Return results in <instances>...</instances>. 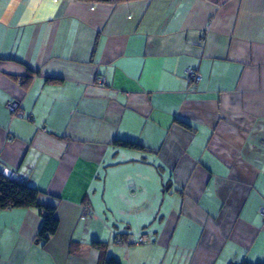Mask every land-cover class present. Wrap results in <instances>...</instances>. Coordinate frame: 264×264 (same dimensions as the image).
I'll list each match as a JSON object with an SVG mask.
<instances>
[{
    "label": "crops",
    "instance_id": "1",
    "mask_svg": "<svg viewBox=\"0 0 264 264\" xmlns=\"http://www.w3.org/2000/svg\"><path fill=\"white\" fill-rule=\"evenodd\" d=\"M0 172V264H264V0H0Z\"/></svg>",
    "mask_w": 264,
    "mask_h": 264
},
{
    "label": "trees",
    "instance_id": "2",
    "mask_svg": "<svg viewBox=\"0 0 264 264\" xmlns=\"http://www.w3.org/2000/svg\"><path fill=\"white\" fill-rule=\"evenodd\" d=\"M90 3L117 4L131 0H76ZM115 144L124 149L143 150L138 144L115 141ZM23 208L35 209L41 217V226L37 232L36 240L46 243L55 234L58 228V220L55 217V209L38 203V191L24 183L10 179L0 172V209ZM99 245V244H94ZM104 264H119L113 258L105 261Z\"/></svg>",
    "mask_w": 264,
    "mask_h": 264
},
{
    "label": "built area",
    "instance_id": "3",
    "mask_svg": "<svg viewBox=\"0 0 264 264\" xmlns=\"http://www.w3.org/2000/svg\"><path fill=\"white\" fill-rule=\"evenodd\" d=\"M185 77H186L187 82L190 85V88L193 91L197 89L199 83L202 80L201 73L198 72L197 70H193L190 68H188L185 71ZM96 84L99 87H104L105 86L104 78L103 77H97ZM7 108L12 113V115L17 116L19 118L22 117V111H21L18 103L9 102L7 104ZM43 132H46V130L43 129ZM7 177L10 179H14L16 181H19V182L23 181V178L20 176H14L12 174L11 175L9 174ZM260 213L262 216H264V208L261 209ZM84 217L88 218V219L93 217L92 211L88 205H86L84 207ZM145 243H146V240L142 236H139L137 238H135L133 236H128L125 240H121L119 237L116 236L113 240V244H117V245L123 246L125 248L132 246V245H139V244H145Z\"/></svg>",
    "mask_w": 264,
    "mask_h": 264
}]
</instances>
